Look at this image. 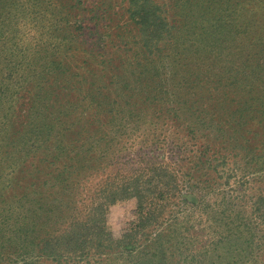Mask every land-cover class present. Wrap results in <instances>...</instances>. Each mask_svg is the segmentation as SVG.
Wrapping results in <instances>:
<instances>
[{
    "label": "trees",
    "instance_id": "obj_1",
    "mask_svg": "<svg viewBox=\"0 0 264 264\" xmlns=\"http://www.w3.org/2000/svg\"><path fill=\"white\" fill-rule=\"evenodd\" d=\"M93 64L107 70L101 80H91ZM65 97L77 98L79 109L56 119ZM0 102L4 130L19 133L11 142L22 146L23 171L33 168L39 181L50 168L60 182L59 199L53 185H35L28 213L38 215L51 193L62 220L72 217L58 235L42 222L31 230L37 256L66 264V253L119 248L105 202L94 203L89 216H71L79 209L80 163L129 143L149 112L146 129L186 152L184 174L203 190L219 185L220 170L264 176V0H0ZM163 168L149 179H170ZM257 199L251 218L245 207L242 217L246 226L254 222L260 241L251 242V264H264V195ZM161 203L140 195L133 231L150 226ZM239 205L224 202L228 211Z\"/></svg>",
    "mask_w": 264,
    "mask_h": 264
},
{
    "label": "rangeland",
    "instance_id": "obj_2",
    "mask_svg": "<svg viewBox=\"0 0 264 264\" xmlns=\"http://www.w3.org/2000/svg\"><path fill=\"white\" fill-rule=\"evenodd\" d=\"M183 39L189 41L188 35L184 34ZM81 60H76L75 66ZM84 66L88 68L90 64ZM91 69L92 81L101 80L107 71L95 64ZM63 100L65 107L59 106L62 111L55 112L56 119L72 118L79 109L77 98ZM4 111L0 102V264H54L46 256H37L41 254L40 246L31 230L42 222L45 231L58 235L70 227L72 217L62 220V208H54L56 195L51 193L38 215L28 213L35 185L45 184L46 188L53 185L59 199L60 182L51 180L50 168L40 174L39 181L32 178L33 168L23 171L18 162L24 153L22 146L11 142L19 133L4 130L1 125ZM153 115L154 112L143 115L142 128L129 143L104 153L98 150L80 163L84 165V176L77 184L81 193L74 198L79 209L71 216H89L94 203L105 202L107 229L121 246L109 250L91 246L85 251L91 253L73 258L66 253V264H251V242L258 237L254 222L249 219L250 224L245 225L242 207L251 218L252 202L264 195V176L253 180L248 176L241 178L242 170L238 168L227 174L220 170L223 176L217 178L219 185L203 190V184L196 183L199 180H190L191 176L184 174L187 169L180 158L186 152L180 153L178 147L165 139L157 140L146 129L152 126ZM158 167H164L170 179L164 176L161 180H150ZM149 188L154 191H147ZM138 193L166 201L161 203L163 211L159 217L148 221L150 226L140 232L132 229L137 222ZM244 194L249 198L246 204L241 202ZM226 200L240 205L225 210ZM29 222L31 236L27 238L24 228Z\"/></svg>",
    "mask_w": 264,
    "mask_h": 264
}]
</instances>
